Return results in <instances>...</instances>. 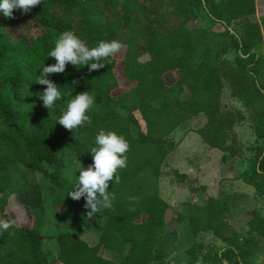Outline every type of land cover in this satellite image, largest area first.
<instances>
[{
    "label": "trees",
    "instance_id": "trees-1",
    "mask_svg": "<svg viewBox=\"0 0 264 264\" xmlns=\"http://www.w3.org/2000/svg\"><path fill=\"white\" fill-rule=\"evenodd\" d=\"M197 14L210 25L190 29ZM66 30L89 47L112 39L123 46L91 73L69 64L52 74L62 98L48 110L35 95L45 87L35 77L44 63L55 62L47 52ZM225 83L246 112L224 105ZM83 91L95 94L91 123L75 130L55 124L64 102ZM198 117L205 121L195 131L223 153V163L228 156L242 159L234 179L264 200V10L259 13L257 0H41L27 14L0 15V220L13 221L7 210L13 197L28 217L0 231V264H175L166 259L186 221L193 235L210 232L222 247L195 243L189 260L178 264H264V213H238L241 228L228 219L245 192L184 203L168 228L170 205L160 193L162 167L176 147L168 140ZM248 119L257 143L245 147L236 126ZM100 129L123 135L128 149L126 166L117 169L119 182L109 183L113 207L96 213L103 228L92 245L80 231L83 198L67 196L75 179L69 172L77 171L64 150L89 165L88 150ZM42 179L54 187L53 206L64 209L55 213L57 252L43 248Z\"/></svg>",
    "mask_w": 264,
    "mask_h": 264
},
{
    "label": "rangeland",
    "instance_id": "rangeland-1",
    "mask_svg": "<svg viewBox=\"0 0 264 264\" xmlns=\"http://www.w3.org/2000/svg\"><path fill=\"white\" fill-rule=\"evenodd\" d=\"M259 13L264 10V1L257 0ZM210 25L202 14L193 15L188 21L187 26L190 29H197ZM234 27H237L236 25ZM233 31V30H231ZM261 47L259 46L258 49ZM257 49V50H258ZM261 50V49H260ZM236 53L228 55L230 59L234 58ZM147 56L141 59L145 60ZM172 78L169 79L171 81ZM231 90L227 83L224 84V91L222 94V101L229 109L239 108L246 112L245 107L238 101L230 96ZM185 96L188 92H185ZM159 105V101L155 102ZM204 117H198L187 121L178 129H176L170 136L169 142L172 140L176 144L175 150L169 155L166 162L162 167V178L160 181V193L164 200L170 205V208L165 214L168 228H174V219L178 210H183L184 203L196 202L206 203L209 197H223L232 193L233 191L245 192L248 197L243 200L236 208H233L228 219L236 225V227H243L242 221L236 219L238 213L252 209L259 210L264 213V200L259 198L255 190L247 185L242 180L234 179L235 176L243 168L242 159L228 156L227 160L223 163V153L218 150L209 148L202 136L195 130L204 124ZM239 139L243 145L249 147L256 142L255 134L251 128L249 119L243 124L236 126ZM64 158L71 170H79V164L82 167H87L88 164L79 162L75 157L66 149L64 150ZM252 155L251 151H246V157ZM178 175H184L183 180L179 179ZM41 185L44 191V213L40 225V231L44 235L43 248L45 251L54 252L58 251V243L55 241L54 236L57 233V219L55 213H62L64 211L62 206L54 207L53 198L55 194L54 187L47 181L41 180ZM7 210L10 213L11 219L19 224L25 223L28 219L26 211L19 203L16 197L10 198ZM82 221L80 222V231L83 239L90 244H96L103 228V217L99 214H94L88 218L85 211L81 213ZM240 233L244 234L243 230ZM195 243H203L204 245H212L215 249L219 250L222 247L215 236L210 232H202L199 235H193L189 224L186 222L179 226V239L175 246L167 256V261H173L178 264L180 262H187L189 256L187 250ZM207 252L203 249L201 253ZM103 253V251L101 252ZM260 253L264 255V248ZM201 259V255H200ZM197 264H203L201 260ZM207 264H218L210 262Z\"/></svg>",
    "mask_w": 264,
    "mask_h": 264
},
{
    "label": "clouds",
    "instance_id": "clouds-1",
    "mask_svg": "<svg viewBox=\"0 0 264 264\" xmlns=\"http://www.w3.org/2000/svg\"><path fill=\"white\" fill-rule=\"evenodd\" d=\"M41 0H0V15L14 18V11L21 14L29 13L32 8L39 5ZM120 41L99 40L94 47H89L87 42L74 34L71 30L61 32L54 41V47L47 52V58H53L54 63L43 64L39 74L35 77V83L45 86L35 93L42 102L43 107L52 109L61 101L60 87L49 77L52 74L65 72L66 65L87 66L89 73L105 66L103 60L114 56L122 48ZM78 68V67H77ZM75 83V82H74ZM60 115L55 121L64 129L75 130L91 123L89 112L95 106V94L91 91H83L71 95L65 102ZM128 143L123 135L112 130L100 129L94 136L92 146L88 152L91 163L85 168L79 164L70 190L67 192L74 201L84 200L83 208L88 218L94 214L113 207L115 196L109 190V183H118L117 169L126 166ZM13 221L0 220V231L8 230Z\"/></svg>",
    "mask_w": 264,
    "mask_h": 264
},
{
    "label": "crops",
    "instance_id": "crops-1",
    "mask_svg": "<svg viewBox=\"0 0 264 264\" xmlns=\"http://www.w3.org/2000/svg\"><path fill=\"white\" fill-rule=\"evenodd\" d=\"M206 144V143H205ZM207 145V144H206ZM208 146V145H207ZM209 148H212V147H210V146H208ZM212 149H214V150H218V149H215V148H212ZM219 151V150H218Z\"/></svg>",
    "mask_w": 264,
    "mask_h": 264
}]
</instances>
